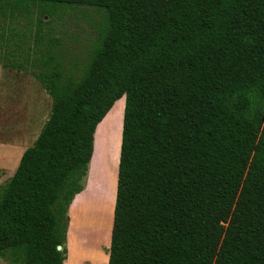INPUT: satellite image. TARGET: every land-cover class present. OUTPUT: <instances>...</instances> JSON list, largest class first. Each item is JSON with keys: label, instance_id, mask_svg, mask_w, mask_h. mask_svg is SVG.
Here are the masks:
<instances>
[{"label": "trees", "instance_id": "1", "mask_svg": "<svg viewBox=\"0 0 264 264\" xmlns=\"http://www.w3.org/2000/svg\"><path fill=\"white\" fill-rule=\"evenodd\" d=\"M62 6L104 22L79 72L30 62L53 105L2 193L0 259L63 264L96 127L124 97L108 264H264V0H0V19Z\"/></svg>", "mask_w": 264, "mask_h": 264}, {"label": "rangeland", "instance_id": "2", "mask_svg": "<svg viewBox=\"0 0 264 264\" xmlns=\"http://www.w3.org/2000/svg\"><path fill=\"white\" fill-rule=\"evenodd\" d=\"M103 20V12L86 6L57 7L51 17L42 16L39 9L33 8L31 14L25 17L0 19V53H7L15 64L25 63L29 69L30 53L32 60L35 58L39 64L47 58L42 55L47 52L58 59L63 71L77 73L87 62ZM37 29L43 36L39 50L33 48ZM52 37L59 43L47 47V39ZM2 72L0 69V74ZM22 75V82L12 74L6 79L1 76L0 141L14 146H0V199L15 171V154L33 144L53 105V99L30 73L25 71ZM124 103V97L118 99L96 127L93 156L83 190L70 209L76 218L75 234L80 238L79 242L76 238L77 250L80 244L86 245L88 236L91 244L96 245L105 242L109 235ZM22 121L24 130L18 131L14 124ZM75 257L74 253L73 259ZM82 261L74 259L69 264H82ZM91 262L103 264V259L96 255ZM0 264L8 263L0 259Z\"/></svg>", "mask_w": 264, "mask_h": 264}, {"label": "crops", "instance_id": "3", "mask_svg": "<svg viewBox=\"0 0 264 264\" xmlns=\"http://www.w3.org/2000/svg\"><path fill=\"white\" fill-rule=\"evenodd\" d=\"M11 54H13V51L10 52ZM30 53V52H29ZM3 54L6 55V53H0V69L4 72H2V74H0V85H1V76L2 78L6 79L8 78L11 74L13 76H15L16 78H18L20 80V82H22L23 78V72L27 71L28 73H30L29 69L26 68V64L24 63L22 65V67L19 68V64L21 63H14V59L8 56H4ZM30 62L32 60V56L30 53ZM10 69V71H9ZM8 70V71H7ZM20 71V72H17ZM31 74V73H30ZM32 75V74H31ZM33 76V75H32ZM34 79H36L35 77H33ZM36 81L40 84V82L36 79ZM41 85V84H40ZM42 86V85H41ZM45 90V89H44ZM47 93V92H46ZM49 95V94H48ZM50 96V95H49ZM52 98V96H50ZM53 99V98H52ZM48 119V118H47ZM46 119V120H47ZM44 124V123H43ZM14 127L20 131V130H24V123L22 122H17L14 124ZM96 133V130H95ZM94 138H95V134H94ZM120 145H121V137H120V141H119V149H120ZM0 146L4 147V146H8L7 148H11L12 144L10 143H4L2 141H0ZM5 148V147H4ZM13 148V147H12ZM27 148V147H26ZM25 148V149H26ZM23 149V151L25 150ZM93 150H94V143H93ZM23 151H21V153H16L15 157H14V166L17 167L19 159L23 153ZM120 150L118 151V159H117V167H116V177H115V185L114 188H116L117 185V173H118V162H119V153ZM92 156H93V152H92ZM92 159V157H91ZM91 161V160H90ZM16 169V168H15ZM89 173V172H88ZM89 176V175H88ZM82 193V191L78 194L75 195V197L73 198L71 204L68 207L67 210V214H68V223H67V232H66V241H65V247L67 249V255H66V259L64 260L63 264H69V262L71 260H83L82 264H92L93 262H91V260L97 255L101 256L103 259V264H108V260H109V248H110V235H111V229H112V222H113V215L111 213V219H110V229H109V235L108 238L105 242H101L99 244H91V239L89 238V236L86 238L87 239V243L86 245H81L80 244V248L75 247V242H76V238H77V242H79L80 238H78V236H76V232H75V228H76V218L74 217V215L71 213V206L72 203L74 201V199L79 196ZM114 194H115V189H114ZM115 196V195H114ZM114 199V198H113ZM92 245V246H91ZM80 249V250H79ZM74 253L76 254V257L73 259ZM85 260V261H84Z\"/></svg>", "mask_w": 264, "mask_h": 264}, {"label": "bare ground", "instance_id": "4", "mask_svg": "<svg viewBox=\"0 0 264 264\" xmlns=\"http://www.w3.org/2000/svg\"><path fill=\"white\" fill-rule=\"evenodd\" d=\"M109 160H110V159H109ZM111 166H112V165H111ZM115 169H116V168H115ZM115 169H114V170H115ZM110 172H111V171H110ZM105 173H106V172H105ZM109 174H110V173H109ZM107 175H108V174H107ZM109 177H110V176H109Z\"/></svg>", "mask_w": 264, "mask_h": 264}, {"label": "water", "instance_id": "5", "mask_svg": "<svg viewBox=\"0 0 264 264\" xmlns=\"http://www.w3.org/2000/svg\"><path fill=\"white\" fill-rule=\"evenodd\" d=\"M57 248H58V249H60L61 247H60V246H58Z\"/></svg>", "mask_w": 264, "mask_h": 264}]
</instances>
